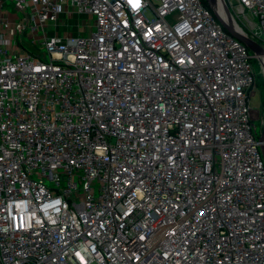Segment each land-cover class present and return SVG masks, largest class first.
<instances>
[{
  "label": "built area",
  "instance_id": "2783aa9c",
  "mask_svg": "<svg viewBox=\"0 0 264 264\" xmlns=\"http://www.w3.org/2000/svg\"><path fill=\"white\" fill-rule=\"evenodd\" d=\"M3 5L0 264H264L252 56L205 0Z\"/></svg>",
  "mask_w": 264,
  "mask_h": 264
},
{
  "label": "rangeland",
  "instance_id": "374dc122",
  "mask_svg": "<svg viewBox=\"0 0 264 264\" xmlns=\"http://www.w3.org/2000/svg\"><path fill=\"white\" fill-rule=\"evenodd\" d=\"M147 16L151 17V13H147ZM89 18H91L90 15L84 16V15L69 13L67 16H65L64 21L67 20V24H76L79 27V30L82 31L85 25L89 22L90 20ZM46 28L48 30H51L54 27L52 25H48ZM60 29L62 30V28ZM40 34L41 33H38V35ZM22 43L24 47H26L31 51L43 53V48L37 47L38 48L37 49L34 45H32L29 42V40L26 37L22 38ZM251 62L255 76V81H254L255 84H254V88L252 89L251 98H250V105L252 107L251 116H252V124L254 127L253 131L256 135H259L262 129L261 119L264 122V70H263V66H261L258 57L252 56Z\"/></svg>",
  "mask_w": 264,
  "mask_h": 264
},
{
  "label": "water",
  "instance_id": "95a60500",
  "mask_svg": "<svg viewBox=\"0 0 264 264\" xmlns=\"http://www.w3.org/2000/svg\"><path fill=\"white\" fill-rule=\"evenodd\" d=\"M214 16L224 29L235 38L242 41L251 51V56L264 57V47L250 37L234 20L224 0H205ZM264 67V64L262 65ZM259 149L264 159V127L258 136Z\"/></svg>",
  "mask_w": 264,
  "mask_h": 264
},
{
  "label": "crops",
  "instance_id": "0c3cea01",
  "mask_svg": "<svg viewBox=\"0 0 264 264\" xmlns=\"http://www.w3.org/2000/svg\"><path fill=\"white\" fill-rule=\"evenodd\" d=\"M14 14H13V11L12 9L7 6V5H3L1 8H0V18L1 17H6V18H13ZM0 31H1V25H0Z\"/></svg>",
  "mask_w": 264,
  "mask_h": 264
},
{
  "label": "bare ground",
  "instance_id": "6f19581e",
  "mask_svg": "<svg viewBox=\"0 0 264 264\" xmlns=\"http://www.w3.org/2000/svg\"><path fill=\"white\" fill-rule=\"evenodd\" d=\"M259 61H260V63H261V66H262V60H261V59H259ZM263 70H264V67H263Z\"/></svg>",
  "mask_w": 264,
  "mask_h": 264
}]
</instances>
